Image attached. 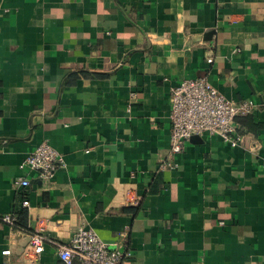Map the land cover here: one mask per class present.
I'll return each instance as SVG.
<instances>
[{"label":"crops","instance_id":"1","mask_svg":"<svg viewBox=\"0 0 264 264\" xmlns=\"http://www.w3.org/2000/svg\"><path fill=\"white\" fill-rule=\"evenodd\" d=\"M197 77L256 103L244 140L189 139L160 168L171 88ZM43 140L50 179L21 168ZM3 214L62 243L125 232L122 264H264V0H0ZM28 240L0 222V264ZM33 264H61L55 245Z\"/></svg>","mask_w":264,"mask_h":264},{"label":"built area","instance_id":"2","mask_svg":"<svg viewBox=\"0 0 264 264\" xmlns=\"http://www.w3.org/2000/svg\"><path fill=\"white\" fill-rule=\"evenodd\" d=\"M208 57V61H211ZM170 151L169 158L163 160L160 168L170 166L169 159L180 154L192 135H217L230 146L243 142L244 133L238 118L256 109L252 99L233 101L221 94L205 77L185 79L172 86L170 94ZM63 163L62 155L46 140L41 141L24 159L21 168L36 172L43 179H50ZM18 184L29 185L27 178H20ZM137 201L136 197L128 204ZM27 198L21 201L22 207H29ZM0 222L29 237L15 261L22 264H33L38 260L44 242L55 245L61 264H122L130 256L126 249L127 235L120 233L115 242H106L90 228H78L65 243L49 239L37 228L18 224L12 214L0 215ZM9 247L1 254L9 257ZM2 264H10L9 259Z\"/></svg>","mask_w":264,"mask_h":264},{"label":"water","instance_id":"3","mask_svg":"<svg viewBox=\"0 0 264 264\" xmlns=\"http://www.w3.org/2000/svg\"><path fill=\"white\" fill-rule=\"evenodd\" d=\"M198 137H200L199 135H192L191 137H190V139H194V138H198Z\"/></svg>","mask_w":264,"mask_h":264},{"label":"trees","instance_id":"4","mask_svg":"<svg viewBox=\"0 0 264 264\" xmlns=\"http://www.w3.org/2000/svg\"><path fill=\"white\" fill-rule=\"evenodd\" d=\"M16 221L18 222V224L23 225L20 220L16 219Z\"/></svg>","mask_w":264,"mask_h":264}]
</instances>
